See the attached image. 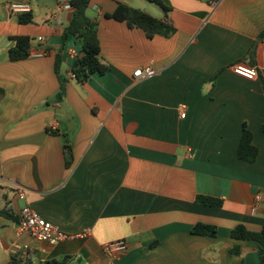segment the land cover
<instances>
[{
  "label": "crops",
  "instance_id": "1",
  "mask_svg": "<svg viewBox=\"0 0 264 264\" xmlns=\"http://www.w3.org/2000/svg\"><path fill=\"white\" fill-rule=\"evenodd\" d=\"M57 1L0 0V264H103V246L118 240L128 250L114 264H259L257 243L230 234L264 225V41L241 61L264 33V0H162L175 33L152 39L105 14L123 3L160 19L158 5L91 0L86 15L98 23L108 70L85 84L71 77V50L82 54L81 43L68 36L60 50L71 12L57 21ZM12 3L29 4L33 22L19 24ZM17 37L30 39V55L10 62ZM251 61L258 79L233 73ZM146 67L155 75L133 76ZM244 123L258 149L253 163L237 157ZM24 206L69 238L49 245L17 235ZM197 224L215 226L216 236L193 235ZM233 246L243 254L232 256Z\"/></svg>",
  "mask_w": 264,
  "mask_h": 264
},
{
  "label": "trees",
  "instance_id": "2",
  "mask_svg": "<svg viewBox=\"0 0 264 264\" xmlns=\"http://www.w3.org/2000/svg\"><path fill=\"white\" fill-rule=\"evenodd\" d=\"M91 0H70L71 4V17L68 25L64 28L61 36V48L64 46L68 36L74 37L81 43V56L77 58L72 66L71 74L74 79L80 83H87L93 75H104L108 67L103 64L100 58V46L98 39V23L86 15L89 3ZM150 3L158 5L163 11V18L157 19L149 14L132 8L126 4L118 3L116 9L111 14H105L108 19H113L117 22L125 23L130 29L138 28L144 31L148 39L155 36H162L170 38L175 33V28L172 26L168 19L170 9L162 2V0H146ZM17 22L22 25H27L33 22L31 12L19 14ZM264 41V33L257 37V40L252 44L246 55L241 59L245 61L247 58L253 60L256 51L257 42ZM30 39L28 37H17L14 39L13 45L8 50V59L10 62L21 61L27 59L30 55ZM60 51L55 59V73L59 81V90L54 97L55 101L60 102L65 96L66 79L61 76ZM254 61L249 62L247 65L253 66ZM216 77L212 79L214 81ZM264 132V125L261 127ZM258 156V149L252 145V133L244 123L237 146V157L239 160L253 163ZM73 158L70 146L65 148V165L69 167ZM196 202L205 206L217 207L222 206V201L197 196ZM3 213V212H2ZM191 233L193 235H203L214 237L217 234L215 226L206 224L195 225ZM231 238L234 240L254 241L257 243V255L259 264H264V225L259 231H250L243 225H237L231 230ZM154 245L150 246L152 248ZM243 249L239 246H233L230 250L232 256H241ZM71 257H65L61 260H48L40 264H70ZM24 264H30L25 262ZM80 264V263H79Z\"/></svg>",
  "mask_w": 264,
  "mask_h": 264
},
{
  "label": "built area",
  "instance_id": "3",
  "mask_svg": "<svg viewBox=\"0 0 264 264\" xmlns=\"http://www.w3.org/2000/svg\"><path fill=\"white\" fill-rule=\"evenodd\" d=\"M221 0H213V5H216L217 2ZM70 0H58L55 6L54 17L58 21L60 15L63 11H71ZM9 10L13 14H24L31 11L30 5L27 3H12L9 5ZM39 43L42 44V40H39ZM46 54L45 50L37 51L32 54L33 57H42ZM71 56L75 59L81 56L75 50H71ZM232 71L235 75L249 81H253L259 78V71L247 64L238 63L232 66ZM155 75V71L146 67L144 69L136 70L133 73V76L138 79H145ZM71 77L74 78V75L71 74ZM181 118H185V108L181 107ZM17 197L20 200H24L25 194L23 191L17 192ZM257 202L262 201L260 196L256 198ZM17 235H29L31 238L48 243L49 245H56L62 241H65L69 238L64 232L60 231L58 228L53 226L51 223L45 221L41 218L33 209L29 206H24L20 209L17 221ZM128 250V245L123 240H118L105 244L103 246V253L106 257V261L103 264H114V262L119 258L121 254H124Z\"/></svg>",
  "mask_w": 264,
  "mask_h": 264
},
{
  "label": "rangeland",
  "instance_id": "4",
  "mask_svg": "<svg viewBox=\"0 0 264 264\" xmlns=\"http://www.w3.org/2000/svg\"><path fill=\"white\" fill-rule=\"evenodd\" d=\"M154 8H157V7H155V5H152ZM157 10V9H156Z\"/></svg>",
  "mask_w": 264,
  "mask_h": 264
}]
</instances>
